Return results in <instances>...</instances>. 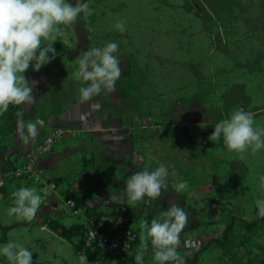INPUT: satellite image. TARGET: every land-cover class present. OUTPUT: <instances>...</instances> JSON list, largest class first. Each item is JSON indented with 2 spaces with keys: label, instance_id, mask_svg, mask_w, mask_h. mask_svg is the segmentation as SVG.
<instances>
[{
  "label": "rangeland",
  "instance_id": "374dc122",
  "mask_svg": "<svg viewBox=\"0 0 264 264\" xmlns=\"http://www.w3.org/2000/svg\"><path fill=\"white\" fill-rule=\"evenodd\" d=\"M88 3L92 14H81L53 42L57 53L53 63L44 65L46 72L53 71L56 77L62 72L67 84L76 82L73 101L83 107L79 89L85 82L76 78L79 59L85 50L116 41L119 50L115 54L121 68L116 86L128 92L130 114L134 115L136 110L147 123L139 135L131 134L132 151L140 150L144 157L141 170L154 169L159 164L169 169L168 188L162 190L161 197L135 205L128 201L126 188H105L106 180L93 174L96 162L89 174L82 171L94 181L93 188H75L82 182L86 186L82 172L77 177L71 176L66 187L57 188L55 178L47 181L56 187L50 191L51 195L58 192L64 197L76 196L82 208L86 205L90 208V215L93 212L96 216L127 218V224L136 232L135 241L126 252L103 255L99 251H85L89 261L137 264L134 256L140 244V222H150L178 202L190 218L178 245L186 264H264V218L256 221L255 205L257 198H264L260 182L264 175V150L240 154L229 150L222 139L209 138L216 123L240 108L254 112L255 124L264 127V0H88ZM120 19L126 22L125 32L114 28ZM32 70L30 67L25 71L27 78ZM16 108H12L14 112ZM132 115L131 120H136L137 115ZM6 116L7 113L0 114V121ZM5 137L1 135L0 140L4 142ZM133 169L132 163L124 161L111 176L114 186L125 184L134 174ZM180 180L187 181L188 189L176 193L174 186ZM21 181L8 182L0 199V243L14 240L29 247L34 264H78L81 253L76 254L74 245L81 234H66L68 228L82 220L75 215L67 216V207L58 195L54 194L57 212L54 202H49L48 212L44 213L41 206L30 221L7 213L12 193L18 189L14 186ZM232 219L255 220L256 225L244 230L235 221L232 241L228 251H223L212 240L221 239ZM6 226L10 230L3 235ZM90 228L91 225L83 224L84 232ZM0 264L9 262L0 257ZM144 264H156L150 240Z\"/></svg>",
  "mask_w": 264,
  "mask_h": 264
},
{
  "label": "clouds",
  "instance_id": "9594fccd",
  "mask_svg": "<svg viewBox=\"0 0 264 264\" xmlns=\"http://www.w3.org/2000/svg\"><path fill=\"white\" fill-rule=\"evenodd\" d=\"M92 12L88 0H75V3L71 0H0V114L7 111L10 104L34 100L33 88L37 82H30L25 71L30 66L39 71L53 60L57 53L53 42L65 34V26L72 25L81 14L91 15ZM114 28L125 32V20L116 21ZM118 50L119 44L110 41L103 47L84 51L76 70V78L86 82L79 89L82 100L86 101L106 89L115 90L121 76L120 61L115 54ZM29 133L33 138L37 135L35 124L29 126ZM209 138L222 139L229 150L240 154L249 150L254 154L264 150V127L255 124L254 112L243 108L216 123ZM168 177L169 169L164 164L135 172L126 182L128 201L134 205L141 201H156L161 197L162 190L168 188ZM260 182L264 186V175L260 177ZM0 183L3 181L0 180ZM187 189L185 180L178 181L174 186L176 193ZM43 191L39 192L35 186L18 188L12 193L13 200L7 213L32 220L41 206H47L42 202ZM255 205L257 216L264 218V198H257ZM189 223L188 213L178 202L162 210L150 222L142 220L140 244L134 256L137 264H144L149 240L156 264H186L178 245L180 234ZM0 257L6 258L9 264H34L32 250L14 240L0 243ZM77 262L93 264L85 253L79 255Z\"/></svg>",
  "mask_w": 264,
  "mask_h": 264
},
{
  "label": "crops",
  "instance_id": "0c3cea01",
  "mask_svg": "<svg viewBox=\"0 0 264 264\" xmlns=\"http://www.w3.org/2000/svg\"><path fill=\"white\" fill-rule=\"evenodd\" d=\"M51 62L53 63V60L49 63ZM46 69L42 66L39 71L32 70L29 73V81L37 82L33 88L34 100L20 104L13 103L4 112L8 114L12 111L14 120L11 132L2 134L6 136L4 142L0 140V169L10 164H20L26 149L40 141L51 128L61 127L66 130L67 136H63L64 138L57 143L58 146L52 148L51 152L43 156L39 162L44 180L55 178L59 183L57 188L66 187V182H69L68 179L71 176L77 177L83 170L85 174H89V170L96 162L93 174L106 180H104L107 183L105 188H126V183L122 184V182L120 187H115L111 176L113 172L120 170L124 161L132 163L134 173L142 169L141 165L145 160L140 150L132 151L131 134L136 132L135 134L139 135V131L143 130L147 124L146 119H141L140 113L136 110L134 115L130 114L131 100L128 92L124 87L120 90L117 86L112 91L106 89L86 102L81 99L79 102H83V107H79L80 105L73 101L76 94V82L69 85L64 80L67 78L62 77L64 75L62 72L56 77L53 71L46 72ZM86 104L89 105L86 106ZM16 106L14 112L12 108ZM131 115H137V119L132 121ZM131 121L132 124H130ZM0 124H3L0 126V131L8 133L6 131L8 127L4 121H0ZM32 124L37 126V135L34 138L29 133V126ZM25 136H28V139H25ZM83 176L82 172L81 177ZM84 177L86 186L82 182L77 183L75 188H93L94 181L87 176ZM21 180L14 188L28 185L37 187L39 192L43 188L50 192L49 185L54 184L50 182L43 187L29 182L28 179ZM82 210L83 208H79L74 214L76 218L82 220L79 224L76 223L79 226L95 219L92 214L96 216L93 212L89 215ZM43 211L48 212L47 206H44ZM47 222L49 224L50 219H47Z\"/></svg>",
  "mask_w": 264,
  "mask_h": 264
},
{
  "label": "built area",
  "instance_id": "2783aa9c",
  "mask_svg": "<svg viewBox=\"0 0 264 264\" xmlns=\"http://www.w3.org/2000/svg\"><path fill=\"white\" fill-rule=\"evenodd\" d=\"M66 133V130L61 127H54L48 131L40 141L26 149L22 155V162L20 164H10L6 168L0 169V199L5 190V185L8 182H12L15 179H28L34 183H40L41 186L45 187L49 185L40 169L39 162L41 158L49 154L54 146ZM50 191L55 189L54 184H50ZM43 203L47 205L49 202H54L53 207L57 212L58 200L55 196L51 197V193L46 191V188L42 190ZM53 194L58 195L64 205L67 207V216L74 215L76 213L75 203L72 199H65L63 195H59L57 192ZM50 196L46 203L47 197ZM95 218V217H94ZM127 218L120 220L116 217L99 215L93 220L91 228L84 232L81 239L82 245L79 250H76V254L85 253L86 250L89 252L99 251L103 255H111L126 252L131 244L135 241L136 232L130 228L127 224ZM126 223V224H125ZM125 224V226H123ZM76 244V243H75Z\"/></svg>",
  "mask_w": 264,
  "mask_h": 264
},
{
  "label": "trees",
  "instance_id": "16d2710c",
  "mask_svg": "<svg viewBox=\"0 0 264 264\" xmlns=\"http://www.w3.org/2000/svg\"><path fill=\"white\" fill-rule=\"evenodd\" d=\"M1 118V117H0ZM13 120H14V113L11 111L10 113L7 114L6 118L4 119V123L7 125L8 128H6V131L8 133H6L5 131L2 132L0 131V134L2 135L3 133L5 134H9L11 132V128H12V124H13ZM7 166H5L4 168H6ZM5 191L3 190V193ZM70 197H65V199H69ZM74 201L75 203V208L76 210L79 209V208H82L81 206V203L79 202L78 198L75 196H73L72 198H70ZM83 212L84 213H89L90 215V208H87V206H85L83 208ZM95 217L96 219V216H93ZM91 218V217H90ZM260 217H257L256 218V221L259 220ZM92 220V221H91ZM89 220L90 223H88V225H91L93 220L94 219H91ZM236 220L235 219H232V221L230 222V224L227 225V227H225V229L223 230L222 232V237L221 239H214L212 240L213 243H214V246L216 248H219L220 250H223V251H228V247H229V244L231 243L232 241V229L234 228V222ZM256 221L254 220L253 222H246V221H242V220H238L236 222H238V225L243 228L244 230H250L252 227H254L256 225ZM10 230V227L9 226H6L2 229L3 231V235H5L8 231ZM67 234H69V236H74V235H77V234H82L84 233V229H83V226H79V225H74L70 228H68L67 230ZM62 232H65L66 233V230L64 231V229H62ZM81 245H82V241L81 239L78 240V242L74 245L75 246V249L79 250L81 248ZM88 251V250H86ZM97 255V254H94V256ZM166 264H170V262H166Z\"/></svg>",
  "mask_w": 264,
  "mask_h": 264
}]
</instances>
